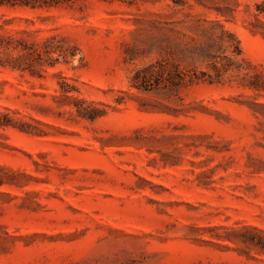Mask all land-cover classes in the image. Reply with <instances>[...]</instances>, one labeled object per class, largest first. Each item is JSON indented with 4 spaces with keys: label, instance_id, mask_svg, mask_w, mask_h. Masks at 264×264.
Instances as JSON below:
<instances>
[{
    "label": "rangeland",
    "instance_id": "obj_1",
    "mask_svg": "<svg viewBox=\"0 0 264 264\" xmlns=\"http://www.w3.org/2000/svg\"><path fill=\"white\" fill-rule=\"evenodd\" d=\"M261 1L0 5L57 58L0 66V264H264L226 239L264 230Z\"/></svg>",
    "mask_w": 264,
    "mask_h": 264
},
{
    "label": "trees",
    "instance_id": "obj_2",
    "mask_svg": "<svg viewBox=\"0 0 264 264\" xmlns=\"http://www.w3.org/2000/svg\"><path fill=\"white\" fill-rule=\"evenodd\" d=\"M60 0H0V5L2 4H21V5H30L31 7L42 6L45 4L57 3ZM256 9L260 13H264V0H262L259 4L256 5ZM1 28V26H0ZM237 47V46H236ZM237 53H239V48L236 49ZM49 50L41 51L34 44H26V43H14L12 37L0 35V66H10L12 68H19L22 70L27 69L30 73L35 72V68L38 65H41V61H47L50 65L56 61L57 58L52 59L48 55ZM140 71H136L133 77V85L135 87H143L146 89L147 85L150 84V77L154 74L163 75L166 73L162 80L166 81L167 85H178L181 83L185 77H189L187 81L191 82L193 79H199L197 75L188 76L185 71L178 70L176 73L171 74L169 71H166V65L163 61H156L153 64H150L143 75L139 76ZM177 79V80H176ZM64 98H71L67 95V92H62ZM84 100H76L75 103L80 104L84 103ZM77 113L79 115L93 118L94 112L87 108L79 109L77 108ZM4 114H0V125H4L7 122H1V119L4 118ZM228 232L239 234L236 238H226L232 244H234L237 248L247 252L248 250H254L259 254H264V235L262 233L264 230L257 228L251 225H242L240 228L237 227H228ZM229 248V246H228ZM117 264H130V263H117ZM240 264V263H237Z\"/></svg>",
    "mask_w": 264,
    "mask_h": 264
}]
</instances>
